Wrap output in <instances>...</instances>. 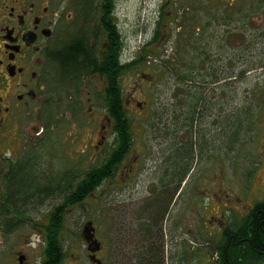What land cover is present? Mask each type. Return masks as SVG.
<instances>
[{
  "label": "rangeland",
  "instance_id": "1",
  "mask_svg": "<svg viewBox=\"0 0 264 264\" xmlns=\"http://www.w3.org/2000/svg\"><path fill=\"white\" fill-rule=\"evenodd\" d=\"M263 9L264 0H120L117 21L126 36L125 52L138 51L146 39L144 37H152L157 19L164 13L160 21L163 24H159V41L152 44L156 46L159 43V55L163 47L167 49H163L166 55L173 54L172 48L176 46L178 55L175 59H180L181 56L183 60H189L199 76L210 65L220 74L228 73L234 68L235 71L246 68L244 74L232 84L222 86L219 83L222 80L217 85L203 84L207 87L205 90L209 103L206 119L196 126L200 132L194 134L193 138L198 142H205L208 155L205 153L200 156L197 153L198 158L182 185V195L178 198L174 211L166 221L161 219L159 226H154L167 233L161 240L166 241V245L163 242L168 254L165 264H188L181 259L183 251L180 244L185 239H191L192 246H204L201 249V256L204 258L200 259V263L206 264L204 260L208 259L209 264H215V253L210 251L211 246L205 247L207 242L203 238L210 237L212 240L210 233L214 228L207 218L211 214L224 213L238 223L242 219V213L247 212L255 203L264 201V65L254 66L255 63L264 64V17L257 18ZM196 28H200V31L194 34ZM150 56L151 54L148 57ZM191 56L194 58L190 59ZM160 67L167 69L161 61ZM142 71L147 73L155 70L152 66L143 65L128 70L122 77L123 89L133 96V103L126 104V112L135 118V138L128 155L133 157L137 154L135 169L127 181L115 180L111 182V186H101L95 190L93 197H86L67 208L62 237L66 249L65 264L89 263L81 236L82 226L88 218L93 219L102 245L114 237V253L117 248L116 239L119 243L125 240V263L129 261L134 264L135 255L130 252L136 251V246L142 242L137 225H141L144 220L138 214L143 212L142 205L146 204L144 201L150 200L149 197L155 192L151 190L153 180H157L154 178L155 170L159 174L156 163L159 158L164 157L170 143L177 140L174 132L172 138L169 132L166 134L168 138L162 135L165 130L161 121L165 117L163 107L167 108L170 118L172 112L168 108L173 109L174 101L177 102L182 96L173 95L176 85L173 72L167 69L159 76L155 75L154 79L144 80L140 76ZM136 100L143 101L145 107H136ZM95 107L92 121L85 122L81 119L82 129L79 123L77 127L71 124L64 131L62 139L58 137L60 139L55 143L61 142L63 147L60 143L49 145L50 153L58 150L55 155L58 154L59 161L58 164L51 165L54 168L49 169L55 170L58 165L59 172L68 173L76 167L80 171L99 161L98 157L103 149L99 150V146L95 149L94 146L99 139L98 126L106 121L102 117L103 110L98 104ZM150 108L157 115L156 124H148L149 129L145 130L144 119ZM243 110L246 114L242 113ZM237 113L244 117V123ZM227 114H230V122L237 130L238 142L225 146L223 128ZM248 119L253 121L252 125ZM171 121L167 124L173 129ZM198 135L201 137L198 138ZM105 136L104 140L109 144V127L106 128ZM182 136V140H188L190 135ZM89 142V151L82 152V146ZM121 182L123 183L120 184ZM143 209L146 212L145 206ZM184 218L186 221L182 223ZM188 228L191 229V234L187 232ZM103 247L105 246H102L98 256L104 257L105 264H115L113 255L107 257ZM189 253L190 249L185 256H189ZM189 264L198 263L191 258Z\"/></svg>",
  "mask_w": 264,
  "mask_h": 264
},
{
  "label": "flooded vegetation",
  "instance_id": "2",
  "mask_svg": "<svg viewBox=\"0 0 264 264\" xmlns=\"http://www.w3.org/2000/svg\"><path fill=\"white\" fill-rule=\"evenodd\" d=\"M119 5L120 0H0V264H48L54 261L48 258L52 250H66L64 218L67 208L77 202L66 203L65 193L70 195V189L74 191L92 166L106 157L109 144L104 139L111 120L99 124L94 148L99 146L103 153L85 169L78 171L76 167L68 173L59 172L58 165L49 169L59 162L58 150L50 153L49 145L61 144L55 142L71 124L79 123L82 129L81 117L92 121L96 104L105 109L104 95L112 76L104 68L113 57L112 46L117 52L115 65H121L122 31L116 18ZM112 26L115 38L111 37ZM121 68L116 78L122 92ZM146 78L149 80V75ZM123 93L125 104L133 103L131 94L127 90ZM135 105L140 103L135 101ZM90 147V142L85 144L82 152ZM137 159L136 155L124 157L112 175H104L98 184L92 181L86 197H93L97 188L111 186L115 180L127 181ZM173 206L171 203L164 213L168 215ZM255 219L258 223L259 217ZM207 221L213 233L226 237L215 257L221 264V253L230 252L227 235L234 237L244 224L222 213L211 214ZM137 228L140 234L141 225ZM187 232L191 234V229ZM56 233L60 240L55 246L51 238ZM94 233L97 236L96 227ZM113 240L93 251L85 243L88 264H96L90 260L92 255L105 264L104 257L98 256L102 246L107 257L113 255L115 264H126V241L116 239L114 253ZM234 243L239 251L247 249ZM183 246L186 253L190 244L184 241ZM52 264H65L64 255Z\"/></svg>",
  "mask_w": 264,
  "mask_h": 264
},
{
  "label": "trees",
  "instance_id": "3",
  "mask_svg": "<svg viewBox=\"0 0 264 264\" xmlns=\"http://www.w3.org/2000/svg\"><path fill=\"white\" fill-rule=\"evenodd\" d=\"M197 30L196 32H199ZM115 27H111V37L115 38ZM157 37L159 34V29L155 31ZM195 37V36H194ZM198 37V36H197ZM111 49L113 51V57L110 61L106 62V71H110L112 78L109 83L108 92L105 93V100L107 106V114L111 119V130H112V142L109 145V152L106 157L96 164L92 166L89 170L88 175H85L79 181L78 187L74 191L70 189V195L65 193V201L66 203L81 202L83 198L92 190L91 184L92 181L98 184L104 175L113 174L115 169L120 166V161L127 157L130 153L132 143L135 138V133L133 130L134 126V117H131L126 112L125 102L123 101V97L121 95L116 72L120 69H134L135 67L152 66L155 71H152V78L154 76L169 70V72H173V76L176 80V85L174 86L173 95L180 94L182 95L180 99L174 101L173 109H169L170 113L172 112L170 118L167 115V108L163 107V118L162 123L164 124L165 130L162 135L168 138V134L172 138V133L174 132V137L177 139L174 142L170 143V146L167 148L168 150L165 152L164 157L159 158L156 163L157 169H159V174L156 173L155 170L154 178L156 187L154 189L153 196L148 201H144L146 204L142 205V211L144 212L143 207L145 206L146 212H140L138 215L144 218L140 231L142 233V242L137 245L138 248L136 251L132 252L135 256L134 264H165L166 254L163 246L162 240V232L160 229H154L155 225L159 226V222L163 219L164 209H167V206L171 202V199L174 193L177 191L180 183L187 176L190 168L197 160V153L200 156L205 155L207 151V146L205 142H198L193 137L194 134H198L200 131L196 128L197 125L201 123L202 120L206 119V110L208 108V93L205 90L206 86L203 84L213 83V85H217L218 81L222 80L220 85L232 84L236 78L240 77L244 74L245 69L232 71L228 73L220 74L213 68L212 65L209 66L208 70L203 72L202 74H196L193 70L195 67L193 64L189 63V60H183L180 56V59H175L178 55V49H175L176 56L173 55L168 56L166 58L161 59V63H164L167 67L163 68L157 66L155 63H147L145 60V53L147 51L146 48H143L142 53L135 56L132 60L126 61L122 65H115V57H116V48L114 52V46ZM194 57L191 56L190 59ZM175 60V61H173ZM173 61V62H172ZM263 63H255L254 66H262ZM210 76V77H207ZM235 76V77H232ZM198 81V82H197ZM200 84H196V83ZM182 86V89L180 88ZM260 88H258L259 90ZM255 93V92H254ZM176 103V104H175ZM173 105V104H172ZM243 114H246L245 110L242 111ZM238 116H241V113H237ZM156 113L152 108L147 111V115L144 119L145 121V130L149 129L148 124L155 125L156 124ZM174 116V117H173ZM243 123L245 121L244 117ZM172 120L173 123L171 125L174 126L173 129H170L167 122ZM225 127L223 128V145L227 146L228 144H233L237 141L238 134L234 125L230 122V114L225 115ZM249 120V119H248ZM171 121V122H172ZM232 121V120H231ZM138 123L140 121L138 119ZM248 123V122H247ZM249 123H253L251 119ZM248 123V126L250 124ZM195 127V128H194ZM169 132V133H168ZM167 134V135H166ZM183 134L190 135L188 140H182L181 136ZM183 137V136H182ZM201 135H198V138ZM174 144V145H173ZM173 145V146H172ZM208 155V152L206 153ZM161 172V173H160ZM143 202V203H144ZM65 203V204H66ZM64 204V205H65ZM255 216L259 217V222H256ZM244 224V225H243ZM240 226L235 232V236H228L227 238L230 240V246L228 254L224 252L221 253L219 258L221 264H258L259 261L264 259V201H259L254 204L253 208L245 214L242 219ZM60 224H58V229L60 228ZM157 226V228H158ZM57 229V230H58ZM226 238V237H225ZM225 238L222 239L220 245L217 243V249L221 248L222 243ZM59 237L56 236L51 238L52 243L56 246V243L59 241ZM234 241L241 243L244 246H247L246 250L239 251L236 249V243L232 244ZM60 243V242H59ZM201 247L194 246L192 250L191 258L193 260L196 259L197 263H200L201 259ZM63 257V252L51 251L48 258H53V263L58 259ZM181 258H185L184 252L181 254ZM49 261L48 264H52Z\"/></svg>",
  "mask_w": 264,
  "mask_h": 264
},
{
  "label": "water",
  "instance_id": "4",
  "mask_svg": "<svg viewBox=\"0 0 264 264\" xmlns=\"http://www.w3.org/2000/svg\"><path fill=\"white\" fill-rule=\"evenodd\" d=\"M83 237L88 243V249L94 250L99 247V241L94 237V227L91 220H88L83 228ZM91 258L96 261L97 264H100V260L96 259L94 255Z\"/></svg>",
  "mask_w": 264,
  "mask_h": 264
}]
</instances>
